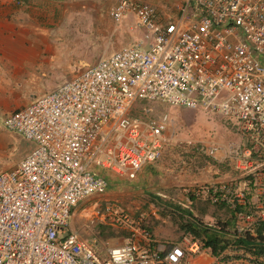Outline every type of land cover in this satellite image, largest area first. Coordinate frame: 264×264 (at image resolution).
<instances>
[{"label": "built area", "instance_id": "2783aa9c", "mask_svg": "<svg viewBox=\"0 0 264 264\" xmlns=\"http://www.w3.org/2000/svg\"><path fill=\"white\" fill-rule=\"evenodd\" d=\"M109 15H132L141 35L4 119L33 147L0 174V264H264V0H178L169 16L119 0ZM154 104L234 120L243 139L227 150L229 175L183 189L228 212L212 225L216 252L191 232L157 240L111 202L91 210L127 231L115 246L68 230L81 201L106 193V175L132 181L159 160L171 120L151 117Z\"/></svg>", "mask_w": 264, "mask_h": 264}, {"label": "rangeland", "instance_id": "374dc122", "mask_svg": "<svg viewBox=\"0 0 264 264\" xmlns=\"http://www.w3.org/2000/svg\"><path fill=\"white\" fill-rule=\"evenodd\" d=\"M81 1L87 7L75 5V2ZM118 1L72 0V8L69 5H58L54 8V19L57 18V21L61 20L60 12L62 13L63 8L66 9L67 17L76 19L65 29L66 46L62 47L65 51L61 55L64 67L47 79L46 86L49 89L46 91H52L64 81L73 78L82 67L95 64L100 58L110 55L141 35L132 15L119 22L111 18L109 12ZM135 1L154 5L164 16L175 15V5L178 2ZM70 65L74 68L73 73L70 72ZM53 86L55 87L50 89ZM141 107L137 106L136 113H141ZM147 107H153L151 117L165 115L171 120L164 132L166 142L159 160L146 167L145 171L142 170L143 173H139L132 181L109 175L111 182L106 193L81 201L70 219L68 230L77 232L85 239L96 238L103 250L115 246L127 236V231L105 226L93 218V201H97L99 206L110 202L120 205L134 221L141 219L143 226L161 241H176L183 233L191 232L185 230L184 226L194 220L210 233L212 225L222 223L228 217V212L223 208L186 200L183 189H192L229 175L227 150L230 145L243 143L235 121L200 110L170 108L160 104ZM4 119L5 114L0 111V174L9 171L33 147L30 141L8 132L4 127ZM212 143L218 147L214 157L207 153V148ZM90 169L97 174L102 172L94 165ZM203 236L205 235L200 237ZM204 264H209V261L204 260Z\"/></svg>", "mask_w": 264, "mask_h": 264}, {"label": "crops", "instance_id": "0c3cea01", "mask_svg": "<svg viewBox=\"0 0 264 264\" xmlns=\"http://www.w3.org/2000/svg\"><path fill=\"white\" fill-rule=\"evenodd\" d=\"M75 3L87 7L82 1ZM58 5L72 8L74 4L72 0H0V111L5 117L47 93V79L64 67L65 29L76 17H67L63 8L57 21Z\"/></svg>", "mask_w": 264, "mask_h": 264}, {"label": "trees", "instance_id": "16d2710c", "mask_svg": "<svg viewBox=\"0 0 264 264\" xmlns=\"http://www.w3.org/2000/svg\"><path fill=\"white\" fill-rule=\"evenodd\" d=\"M107 178H110L109 175H106ZM109 182V186L107 188V190L110 187V182L111 180L108 179ZM185 230L191 231L193 232L195 235H197L198 237H200L201 235H205L206 236V241H205V245L208 247H212L213 250L216 252L219 248H221V244L223 243V239L222 236L218 235V234H214V233H209L207 229H203L199 226V223H197L195 220L187 223L184 226Z\"/></svg>", "mask_w": 264, "mask_h": 264}]
</instances>
